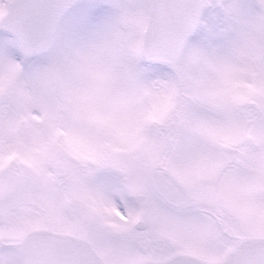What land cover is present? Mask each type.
I'll return each instance as SVG.
<instances>
[{
	"label": "snow or ice",
	"instance_id": "6c2138e0",
	"mask_svg": "<svg viewBox=\"0 0 264 264\" xmlns=\"http://www.w3.org/2000/svg\"><path fill=\"white\" fill-rule=\"evenodd\" d=\"M0 264H264V0H0Z\"/></svg>",
	"mask_w": 264,
	"mask_h": 264
}]
</instances>
